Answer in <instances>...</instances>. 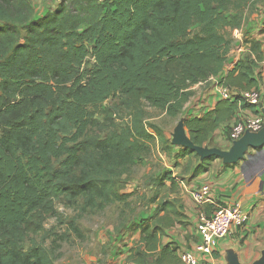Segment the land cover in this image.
Wrapping results in <instances>:
<instances>
[{
  "label": "trees",
  "instance_id": "trees-1",
  "mask_svg": "<svg viewBox=\"0 0 264 264\" xmlns=\"http://www.w3.org/2000/svg\"><path fill=\"white\" fill-rule=\"evenodd\" d=\"M249 3L59 0L38 16L30 0H0V264H55L60 254L46 243L45 222L58 217L56 203L85 213L125 202L129 193L119 182L152 143L175 165L186 158L181 173L208 171L217 157L173 147L148 122L146 108L175 118L192 87L211 78L230 90L258 91L260 39L245 38L244 52L221 76ZM256 106L237 94L200 117H185L183 126L204 146L239 109L255 113ZM153 181L156 208L135 226L139 240L122 264H160L154 256L161 236L184 218L177 197L158 199L164 181L178 190L172 172Z\"/></svg>",
  "mask_w": 264,
  "mask_h": 264
},
{
  "label": "crops",
  "instance_id": "crops-1",
  "mask_svg": "<svg viewBox=\"0 0 264 264\" xmlns=\"http://www.w3.org/2000/svg\"><path fill=\"white\" fill-rule=\"evenodd\" d=\"M58 2L59 0H52L53 6L51 9ZM253 10L255 11L248 10L249 13H247V9L245 10L247 19L245 24L239 29L241 31L239 35H244L245 38L255 37L260 39L264 56V32H262L264 2L257 1L254 4ZM40 15L42 14L38 16ZM243 31L246 33H243ZM231 54L232 49L228 54V60L222 70L221 76H224L227 71L232 69L239 58L238 54L233 58H229ZM261 65V82L258 85L259 100L254 110L255 113L250 109H239L237 114L230 120L222 123L215 132L209 135L210 140L213 134L216 132L220 133V142H218L216 147L228 150L233 144L229 140L227 133L225 134L224 132L226 126L230 127L237 120L252 115H260L264 119V60ZM219 78H211L208 81L211 82L209 87L203 91L201 90L199 93H195L194 90L204 83H198L192 87L194 93L184 106L183 117L178 120L171 131L164 132L166 137L170 138L171 144L176 126L179 124L182 125L185 117H200L205 112L211 110L219 100H234L235 95H241L242 91L234 88L229 91V97L224 98L220 92L221 85L219 84ZM182 128L185 136L188 137L185 127L182 126ZM172 145L174 147H181ZM173 151L176 152L177 149H173ZM178 162L179 165H175L173 162L172 167H168L172 170L168 171L172 172V175L178 182V190L180 191L181 198L175 197L179 200L184 218H182L181 223H176L174 226L168 228L161 236L159 249L161 251L158 250L154 256L155 258L156 256L161 258L160 264H183L181 256L184 253L192 254L199 261L209 259V256H205L195 250V246L199 241V233L197 231L198 219L201 216H210L217 205L234 203H239L242 209L248 213V220L243 225H232L230 227L228 233L218 240L210 259L215 264H254L263 260L264 147L262 151L249 148L246 157L236 163H225L221 158H216L212 161L207 172L200 173L194 177L190 175L192 169L189 173H181L186 158L178 159ZM177 167L180 168V177L176 174L178 172H173L174 168ZM203 185L209 186L208 201L197 204L191 198L190 190L200 188ZM130 247L124 250L123 255L112 258V264H122L125 261ZM150 264L154 263L150 262Z\"/></svg>",
  "mask_w": 264,
  "mask_h": 264
},
{
  "label": "rangeland",
  "instance_id": "rangeland-1",
  "mask_svg": "<svg viewBox=\"0 0 264 264\" xmlns=\"http://www.w3.org/2000/svg\"><path fill=\"white\" fill-rule=\"evenodd\" d=\"M30 1L35 15L43 14L53 6L52 0ZM257 1L264 2V0H250L247 13L255 11L253 8ZM238 35L232 32L234 44L229 58L237 55V47L244 42V35L237 37ZM210 84L211 82H207L198 86L194 90L195 93L205 90ZM146 112L148 122L156 124L163 132L171 131L184 115L182 111L179 116L171 118L162 111L149 107L146 108ZM126 116L127 114L122 112L120 117L125 121ZM120 117L116 120L117 123L121 122ZM219 138L220 133L216 132L211 136L209 144L204 146L216 147L220 142ZM172 163L173 159L169 153L158 143H152L147 157L136 161L130 172L119 182V189L129 193L125 202L111 204L101 211L90 210L85 213L57 202L58 217L50 216L45 222V229L50 233L46 243L49 246L53 245L60 254L55 264H112V258L123 255L126 248L139 240L135 226L149 216L156 207L155 202H150L158 188L153 181L154 178L172 170L168 168L172 167ZM179 171L180 168L177 167L173 172H178L176 174L180 177ZM164 184L165 188H161L158 199L175 196L181 198L179 190L173 192L167 188L169 181H164ZM72 221L75 222L77 231L72 229L70 225Z\"/></svg>",
  "mask_w": 264,
  "mask_h": 264
},
{
  "label": "built area",
  "instance_id": "built-area-1",
  "mask_svg": "<svg viewBox=\"0 0 264 264\" xmlns=\"http://www.w3.org/2000/svg\"><path fill=\"white\" fill-rule=\"evenodd\" d=\"M234 34H239L238 29H234ZM237 37H240L239 35ZM244 46L240 44L237 47V54L240 56L244 52ZM230 89L221 86L220 92L224 98L230 95ZM244 96L252 103L259 100L258 91L242 92ZM264 126V119L260 115H252L235 122L228 133L231 142L238 140L243 134L250 132L256 133ZM262 171V170H261ZM193 201L197 204L208 201L209 186L203 185L200 188L190 190ZM248 220V213L244 211L239 203L228 205H217L210 216H201L198 219L197 231L199 233V241L195 246V250L209 259L199 261L190 253H184L181 256L183 264H215L210 257L218 240L224 237L232 225H243Z\"/></svg>",
  "mask_w": 264,
  "mask_h": 264
},
{
  "label": "water",
  "instance_id": "water-1",
  "mask_svg": "<svg viewBox=\"0 0 264 264\" xmlns=\"http://www.w3.org/2000/svg\"><path fill=\"white\" fill-rule=\"evenodd\" d=\"M182 126L183 124L176 126L172 144L181 147H188L191 150H194L202 159L209 156H216L217 158H221L225 163H236L246 157V153L249 148L262 151L264 147V126L256 133L247 132L243 134L238 140L233 142L232 146L228 150H223L218 147L195 145L188 137L185 136ZM254 264H264V259Z\"/></svg>",
  "mask_w": 264,
  "mask_h": 264
}]
</instances>
